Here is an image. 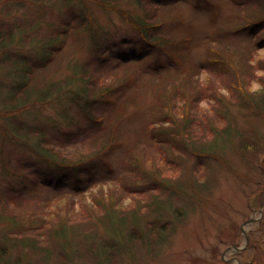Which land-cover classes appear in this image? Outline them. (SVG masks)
I'll return each mask as SVG.
<instances>
[{
  "label": "rangeland",
  "instance_id": "1",
  "mask_svg": "<svg viewBox=\"0 0 264 264\" xmlns=\"http://www.w3.org/2000/svg\"><path fill=\"white\" fill-rule=\"evenodd\" d=\"M154 1L163 6H172V10L167 13L170 20L166 27L177 38L167 48L178 49L184 63L190 58L194 59L192 62H203V68L193 78L196 85L203 89L204 95H199L193 103L213 115L219 107L215 99L217 91L211 81H217V86L225 91L227 87L222 82L225 80L226 85L233 90L238 76L231 74L234 71L232 67L220 66L219 61L215 66L209 63L212 67L209 68L200 44L204 36L215 32L214 25L226 15L228 6L219 4V0H211L215 4L210 0ZM74 14L83 15L87 26L80 27L65 45L60 55L61 68L58 65L51 66L45 72V77H63L68 70L66 62L70 58L98 64L103 62L101 56L106 55L109 58L105 61L106 66H109L120 59L125 48L128 51L141 49L143 40L133 24L124 20L117 10L103 8L98 0H0V22L8 28H14V38L21 40L18 45L27 58L23 60L26 65L37 58L40 37L61 28ZM250 34L242 30L237 38L247 40ZM97 42L99 49L105 51L104 55L99 56L94 52L93 45ZM257 52L253 59V63L257 64L253 89L260 86L259 78H264V47ZM223 53V50H219L217 56L210 54L211 61H217L218 56L228 58ZM2 57L3 53L0 52V59ZM166 57L172 58L171 55ZM158 59L165 60L163 56ZM135 66L140 70L144 64ZM15 73L10 62L0 65V86L13 82ZM135 77L125 79L117 86L115 94L109 90L101 99L104 100L102 103L111 107L119 102L121 96L118 94L124 93L126 98H122V103L125 101L127 104L121 108L118 118L109 128L111 138L107 149L100 156L74 168L49 165L34 152L13 145L0 130V171L3 166L7 167L4 172H0V198L6 193L25 197L46 196L52 194L50 190L54 188L62 189L63 193L58 192L62 194L50 199L45 209L52 220H58L67 209L60 202L73 201L74 204L68 206L76 211L84 200L93 195L90 190L94 187L79 193L74 199L67 196L72 194L66 192L69 190L67 188L74 186L82 177L98 176L95 190L111 184L115 191L113 194L118 196L119 191L122 192L133 209L154 200L156 196L165 197L168 187L164 180L174 184L183 182L177 186L174 202L165 204L164 213L158 216L157 212L149 210L145 216L138 217L144 223L148 220L153 223L157 221L158 227L159 222L174 221L164 241L151 247L143 244L135 249L123 236L118 235L123 246L115 264H264V152L254 156V159L244 158L235 149L236 139L212 150L220 154L224 162H217L213 155L192 152L180 137L172 133L176 129L173 123L166 121L164 126L157 123L160 120L158 116L168 112L160 107L162 102L157 92L160 87L156 86L153 77L144 74L137 82ZM187 93H182L181 89L178 91V103L188 100ZM73 105L65 99L55 98L51 102L30 106L28 109L33 111L21 114L20 118L33 124L36 116V122L47 127L51 139L65 143L70 146L68 149L75 145L81 148L83 145L80 143L90 130L91 121L77 114ZM67 114L73 118L69 116L71 119H67ZM232 117L235 120L233 125L238 129L249 133L258 131L264 135L263 116L244 108H234ZM261 135L259 142L264 146ZM2 137L5 138L2 140ZM10 169L15 178L11 180L8 177L5 180L3 175ZM120 177L126 180L121 182ZM193 180H196L195 184L191 182ZM127 184L136 189L132 193L128 188L132 195L123 192ZM103 192L95 194L102 196ZM175 206L184 209L185 214L175 216L172 210ZM73 245L76 247V242ZM79 245L84 247L82 242ZM16 251L13 250L14 257L7 262L25 264L17 260ZM72 258L67 263L52 260L48 264L108 263L102 262L106 260L95 261L93 259L96 258L88 256L83 259H79L78 255Z\"/></svg>",
  "mask_w": 264,
  "mask_h": 264
},
{
  "label": "trees",
  "instance_id": "2",
  "mask_svg": "<svg viewBox=\"0 0 264 264\" xmlns=\"http://www.w3.org/2000/svg\"><path fill=\"white\" fill-rule=\"evenodd\" d=\"M98 1L103 8L117 10L124 20L133 24L143 40L142 47L139 51H128L125 48L116 63L106 66L105 61L109 58L104 55L105 51L99 49L97 42L93 45V50L100 54L99 56L104 55L101 56L103 62L91 64L70 58L66 62L68 70L63 77L47 78L44 74L53 65L62 66L60 55L65 45L80 27L87 26L83 15L74 14L61 28L41 36V44L36 49L37 58L27 65L23 61L27 60L24 51L18 45L21 40L14 38V28H8L0 22V52L4 56L0 59V65L10 62L16 71L13 82L2 83L0 86L2 135L13 145L34 152L49 165L74 168L100 156L107 149L111 138L109 128L118 118L121 108L127 105L125 101L122 103L126 98L124 93L118 94L121 98L117 105L110 107L102 103L104 100L101 99H104L106 92L110 90V93L115 94L117 86L125 82V79L136 76L137 82L145 74L153 77L156 86L160 87L157 90L162 102L160 107L168 112L159 115L160 120L157 123L162 126L166 121L173 123L176 129L173 128L172 133L180 137L192 152L213 155L217 162H224L220 154L212 150L221 148L233 139H236V151L244 158L254 159V156L264 152V146L259 142L260 132L249 133L247 130L238 129L233 125L235 120L232 117L234 108H244L264 117V78H259V87L252 88L256 76L254 73L257 71V64L253 63V59L258 49L264 47V0H219L218 3H224L229 10L214 25L215 32L204 36L200 44L204 51L205 63L215 66L219 61L220 66L232 67L234 71L231 74L238 76L237 85L233 90L226 85L225 80L222 81L227 87L225 91L217 86V81H211L217 91V116L216 113H210V116L209 111L193 103L199 95H204L203 89L196 85L193 78L203 68V62H192L194 59L190 58L184 63L178 49L167 48V45L177 38L176 34L166 27L170 20L167 13L172 10L170 4L163 6L154 0ZM211 3L215 4L212 1ZM242 30L251 32L247 40L237 38ZM219 50H223V54H227L228 58L218 56L217 61L212 62L210 54L217 56ZM166 55H171L172 58L168 59ZM160 56L165 60H159ZM140 63L144 66L138 70L135 65ZM209 68H212L210 64ZM169 87L172 88L169 90ZM180 89L182 93L188 91V100L178 103ZM55 98L71 102L77 109V114L80 113L79 115H84L91 121L90 130L80 143L83 147L75 145L68 149L70 146L65 143L51 139L47 127L36 122V116L33 124L20 118L21 114L33 111L28 109L30 106L51 102ZM67 115V119H71L69 116L73 118L72 115ZM261 136L264 138V135ZM4 138L2 137V140ZM6 168L3 166L0 172H4ZM11 173V169L6 175L3 173V178L6 180L9 177L13 180L15 175ZM120 178L121 182L126 180ZM97 181L99 177L93 175L79 178L78 183L67 188L69 190L66 192L72 193L67 196L74 199L79 193L95 188ZM164 182L168 187L165 197L156 196L154 200L134 209L130 201H126L127 196H122V192L119 191L118 196L113 194L115 191L111 184L101 186L97 190L93 188L94 190H90L93 195L104 191L102 196L95 194L88 197L83 201L85 204H80V209L76 211L68 206L73 205V201L60 202L66 205L67 209L65 215L58 217V220H52L51 215L45 213V209L49 206L50 199L63 193L62 189L55 190L53 187L54 189L50 190L52 194L35 197L6 193L0 198V262L12 260L13 250H17L15 257L25 264H48L52 260L67 263L77 255L79 259L88 256L96 258L93 259L95 261L106 260L102 262L115 264L123 246L118 235L123 236L135 249L143 244L149 247L157 245L167 237L166 233L174 221L159 222L158 227L157 221L153 223L148 220L144 223L138 217L145 216L149 210L157 212L159 216L165 212L167 202L170 205L174 202L173 196L178 190L177 186L183 182ZM191 182L195 184L196 180ZM128 188L132 193L136 192V189L128 184L124 185L123 192L132 195ZM172 210L175 216L185 214L184 209L176 206ZM79 242L84 244L83 248Z\"/></svg>",
  "mask_w": 264,
  "mask_h": 264
}]
</instances>
